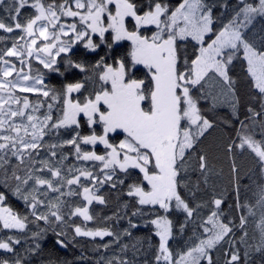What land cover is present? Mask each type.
Segmentation results:
<instances>
[{
	"label": "snow or ice",
	"instance_id": "1",
	"mask_svg": "<svg viewBox=\"0 0 264 264\" xmlns=\"http://www.w3.org/2000/svg\"><path fill=\"white\" fill-rule=\"evenodd\" d=\"M0 264H264V0H0Z\"/></svg>",
	"mask_w": 264,
	"mask_h": 264
},
{
	"label": "trees",
	"instance_id": "2",
	"mask_svg": "<svg viewBox=\"0 0 264 264\" xmlns=\"http://www.w3.org/2000/svg\"><path fill=\"white\" fill-rule=\"evenodd\" d=\"M237 73H240V70L237 69ZM241 93L242 95L245 96V98H247V92H248V88H247V84H246V78H244L241 74ZM215 137H220L222 135H224V133L222 131H218L216 134H214ZM219 155V159L217 160V166L219 168L223 169L224 175L220 178V180H218V186L220 187H225L227 185V171H228V159L226 157H223L222 154H218ZM241 164L245 167L250 166V161H248L246 158L240 161ZM82 240V242H85V249L88 250L89 255H92L91 253V244L86 243V238H80ZM99 239V238H97ZM107 239V238H105ZM51 243L48 244V248L49 250H51ZM75 254H79L81 252L80 248H75V249H71V250H58L55 254L59 255V256H67L69 259H71L72 257V253Z\"/></svg>",
	"mask_w": 264,
	"mask_h": 264
}]
</instances>
